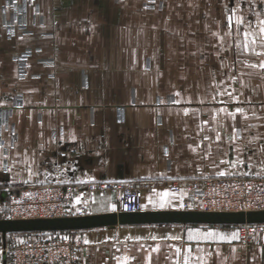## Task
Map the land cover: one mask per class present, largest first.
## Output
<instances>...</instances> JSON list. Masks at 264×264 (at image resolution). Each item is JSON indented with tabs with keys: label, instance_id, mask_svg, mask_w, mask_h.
<instances>
[{
	"label": "crops",
	"instance_id": "0c3cea01",
	"mask_svg": "<svg viewBox=\"0 0 264 264\" xmlns=\"http://www.w3.org/2000/svg\"><path fill=\"white\" fill-rule=\"evenodd\" d=\"M249 175L264 176V0H0V195L122 181L141 211L181 210L171 182ZM78 192L65 206L87 215L119 197ZM77 234L80 264H264V235L242 246L235 226Z\"/></svg>",
	"mask_w": 264,
	"mask_h": 264
},
{
	"label": "built area",
	"instance_id": "2783aa9c",
	"mask_svg": "<svg viewBox=\"0 0 264 264\" xmlns=\"http://www.w3.org/2000/svg\"><path fill=\"white\" fill-rule=\"evenodd\" d=\"M151 4L152 1H149ZM170 192H184L183 211H252L264 209V176L193 177L171 182ZM119 191L112 202L113 212L141 211L143 193L122 181H90L77 187L66 182L25 184L16 191L0 195V218L34 219L86 215L80 207L75 213L65 206L74 192ZM240 231L242 246L261 244L264 224L235 226ZM78 231L32 233L7 240L0 248L2 264H80L79 252L84 241ZM37 234V235H36ZM43 235L39 237L38 235Z\"/></svg>",
	"mask_w": 264,
	"mask_h": 264
},
{
	"label": "water",
	"instance_id": "95a60500",
	"mask_svg": "<svg viewBox=\"0 0 264 264\" xmlns=\"http://www.w3.org/2000/svg\"><path fill=\"white\" fill-rule=\"evenodd\" d=\"M179 224L238 226L264 224V209L252 211H183L157 210L109 212L105 214L34 219H0L2 247L7 234L81 231L117 225Z\"/></svg>",
	"mask_w": 264,
	"mask_h": 264
},
{
	"label": "rangeland",
	"instance_id": "374dc122",
	"mask_svg": "<svg viewBox=\"0 0 264 264\" xmlns=\"http://www.w3.org/2000/svg\"><path fill=\"white\" fill-rule=\"evenodd\" d=\"M144 6H149V5H145L144 4ZM0 219H2V218H0ZM8 235V239H6V241L8 240H10V239H12V238H16V239H19V238H21V237H23L24 235H30V234H7ZM37 235V234H36ZM39 237H43V235H38ZM0 248H1V246H0Z\"/></svg>",
	"mask_w": 264,
	"mask_h": 264
},
{
	"label": "snow or ice",
	"instance_id": "6c2138e0",
	"mask_svg": "<svg viewBox=\"0 0 264 264\" xmlns=\"http://www.w3.org/2000/svg\"><path fill=\"white\" fill-rule=\"evenodd\" d=\"M161 206L163 207V204ZM209 235H211V234H209Z\"/></svg>",
	"mask_w": 264,
	"mask_h": 264
}]
</instances>
